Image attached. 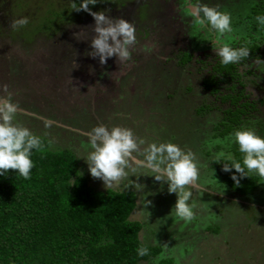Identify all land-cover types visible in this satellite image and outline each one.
I'll use <instances>...</instances> for the list:
<instances>
[{"label":"rangeland","instance_id":"374dc122","mask_svg":"<svg viewBox=\"0 0 264 264\" xmlns=\"http://www.w3.org/2000/svg\"><path fill=\"white\" fill-rule=\"evenodd\" d=\"M218 1L205 5L216 11ZM230 1L228 41L264 34V20L249 19L247 0ZM157 10L152 3L147 11ZM95 14L66 23L60 38L24 30L22 39L0 27V141L44 135L76 152L95 189L134 192L130 219L141 224L139 238L161 248L143 264H264V184L247 200L221 185L210 168L219 153L208 126L217 114L196 111L211 97L194 60L178 63L189 48L193 59L201 54L194 31L165 23L169 30L154 36L145 23L129 29L126 20L121 35L107 36Z\"/></svg>","mask_w":264,"mask_h":264},{"label":"trees","instance_id":"16d2710c","mask_svg":"<svg viewBox=\"0 0 264 264\" xmlns=\"http://www.w3.org/2000/svg\"><path fill=\"white\" fill-rule=\"evenodd\" d=\"M16 1L18 26L47 37L113 4ZM74 4L77 12L70 16ZM32 5L38 13L33 14ZM250 8L249 17H264L262 1ZM193 58L184 51L178 63L194 60L200 88L211 97L196 111L217 114L208 126L219 153L210 168L224 188L247 200L264 184V34L242 35ZM53 146L50 138L27 132L0 141V264H143L155 259L161 248L143 243L141 224L130 219L134 192L95 189L76 152Z\"/></svg>","mask_w":264,"mask_h":264},{"label":"flooded vegetation","instance_id":"af4514ba","mask_svg":"<svg viewBox=\"0 0 264 264\" xmlns=\"http://www.w3.org/2000/svg\"><path fill=\"white\" fill-rule=\"evenodd\" d=\"M206 2L213 3L214 0H113V4H111V6H107V8L105 9L95 11L92 14L98 13L96 17L98 21L97 23L100 24V26H105V28H107V32H106L107 36L121 35V32L124 30L123 26H125L123 25V23H125L126 20L130 21V24L128 26L129 29L133 26L135 27L133 29L136 28L139 29L137 27L138 23L140 24L141 22L142 24L145 23L144 24L145 27L146 28L148 27L147 30L154 29L152 31L154 36L156 31L159 30L160 28L161 30H163V34H164L165 31L169 30L168 27H170V24L174 25L173 27H175V29L176 27L187 29L190 26V29L194 31L193 34H195L196 39L197 40L199 39V43H201V45L203 46L202 47L203 49L202 48L199 49L201 50L202 53L207 48L221 46L223 44L228 45L231 44L234 40L238 39L237 36L235 37L236 39H232L231 41H228L231 35L230 32L232 30L227 17H229L228 15L233 13V10L231 9L232 7L234 8V5L232 6L233 1L230 0L218 1V7L216 11L208 10V8L205 5ZM255 2H259V1L247 0V4L250 5ZM152 3L153 5H157L158 7V10L155 11V14L153 15L149 14V12L147 11L151 7ZM262 3L264 5L263 0ZM16 5H17L16 0H4L2 3H0V27H3L4 25L6 28H9L10 30L15 29L21 35L22 39H24L23 37L24 28L22 26L21 27L18 26L17 23L18 22L17 20H19L21 16L17 15L16 18H14V15L12 13L14 7L15 8L18 7ZM37 8L38 7H35L36 10ZM3 12H5V14H8V22L6 23H4L5 21L3 20L4 19ZM33 14H35V12H33ZM237 16H239V14ZM152 17L154 18L152 19ZM213 17L214 19H212ZM255 18L256 17L254 16L249 17V19H255ZM244 19L245 17L243 18V20ZM263 19L264 17L262 19H259V21ZM210 22H212V24H210ZM165 23L166 26L168 25L167 28L164 26ZM218 26L220 28H218ZM145 27L143 26L142 31L141 30L138 31V33L141 36L146 35L145 33L146 31L144 30ZM216 27L220 29L219 32H216L217 29ZM206 28H208V30ZM61 31H64V28H62ZM10 34L12 35L13 33L10 32ZM38 34H40L39 31H37L36 35ZM63 35L64 32L61 35L60 33L57 34L59 38L60 36ZM192 37H194V35H192ZM216 38L219 39L218 41L221 42L220 44L219 42H217L218 44H212V42ZM161 40L162 38L160 39V42L162 44ZM35 41L37 43L40 42L37 39H35ZM41 42H45V41H41ZM34 46L35 45L33 43V47ZM51 47L53 49L54 44H52ZM161 49H163V47ZM185 52L188 53L192 52L191 48H189Z\"/></svg>","mask_w":264,"mask_h":264}]
</instances>
